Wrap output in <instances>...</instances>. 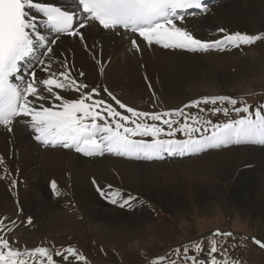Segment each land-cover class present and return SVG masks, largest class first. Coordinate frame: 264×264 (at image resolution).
<instances>
[{
  "label": "snow or ice",
  "instance_id": "snow-or-ice-1",
  "mask_svg": "<svg viewBox=\"0 0 264 264\" xmlns=\"http://www.w3.org/2000/svg\"><path fill=\"white\" fill-rule=\"evenodd\" d=\"M70 9L40 3L36 0H0V127L14 130V124L24 122L31 129L34 139L42 145L53 148L74 149L87 157L112 154L143 160H163L165 156L195 155L211 149L226 148L232 145H264V105L250 112L246 103L237 107V99L230 96H204L192 100L183 108L156 111H139L122 103L106 87V93L119 109L105 99L97 98L98 88L88 90V85L78 77L85 73L74 71L67 59H58L56 47L62 37L78 39L88 49V39L84 29L96 27L99 33H112L130 42L135 52L146 47L160 46L163 49L182 50L191 53H208L237 49L264 42V33L249 34L241 31H228L219 28V39H201L187 27V20L210 11L205 0H70ZM35 9L43 17L46 34L37 29L35 17L29 15ZM196 9L197 12H189ZM96 41L93 42V47ZM66 53H59L64 57ZM28 67L22 71V65ZM100 61L97 60V64ZM59 64V67H55ZM39 71L45 78L37 75ZM102 71V69H101ZM79 98L69 99L62 93L73 92ZM217 102L229 107H216ZM211 104L212 115L223 113L228 118L221 122L192 116L185 112L189 107ZM243 113V114H242ZM106 114V115H105ZM130 114V115H128ZM254 117V118H253ZM178 136L182 138H177ZM0 157V165H3ZM5 177H11L4 169ZM18 181L11 179V186ZM97 192L109 203L120 208L132 209L144 203L138 196L123 195L119 189L107 190L95 179ZM50 190L56 196L62 193L55 181L50 182ZM32 218H27L31 224ZM12 227L16 221H11ZM11 234L12 228L0 217V232ZM231 231L215 230L214 237L230 238ZM264 249V241L252 238ZM196 253H202L200 243L192 242ZM175 259L160 256L151 264H203L199 255H189V247L172 250ZM219 254L217 241L209 245L207 264H239L228 259L225 250L223 258ZM87 264L86 257L76 248L67 246L53 252L49 247L18 248L15 241L0 235V264Z\"/></svg>",
  "mask_w": 264,
  "mask_h": 264
},
{
  "label": "bare ground",
  "instance_id": "bare-ground-1",
  "mask_svg": "<svg viewBox=\"0 0 264 264\" xmlns=\"http://www.w3.org/2000/svg\"><path fill=\"white\" fill-rule=\"evenodd\" d=\"M245 1L249 7L254 3L263 4V12L255 9L256 13L250 14L239 0L220 1L209 6L210 11L203 18L201 14L190 17L187 27L205 40L219 39L222 35L217 31L219 28L264 33V0ZM84 32L88 39L87 50L78 39L62 37L56 47L57 58L67 59L77 74L83 71L85 75L77 78L88 85V90L98 88L97 98L112 103L123 114H127L125 110L119 109L103 92L105 87L128 106H150L156 100L176 109L201 96L227 94L233 81L264 66V42L261 41L245 46L243 51L191 53L142 45V51L135 52L130 50L129 41L112 33L97 34L96 27L86 28ZM215 32L218 35L211 38L209 35ZM94 41L97 43L93 47ZM61 52L66 53L62 58L59 57ZM37 75L45 78L39 68ZM62 94L69 99L79 98L75 91ZM184 156L189 155L177 154L164 161L107 153L87 157L74 149L42 145L24 122L15 123L12 132L0 127V157L4 161L0 165V217L8 227L20 228L13 236L16 241L24 232L22 220L34 216L43 217L46 228L57 229L73 225L77 217H82L99 243L137 233L138 224L128 217L127 209L108 206L109 202L97 192L93 179L106 190L111 185L112 190L119 189L125 196H138L142 201L157 200L168 207L174 206L178 192L200 203L205 196V186L217 188L220 181L228 179L234 183L231 188L235 192L234 200L248 205L252 213L264 216V145H232L207 150L191 160L175 161ZM5 168L11 173L10 179L4 178ZM169 176H172V184ZM11 179L18 181L15 188L11 186ZM51 181L57 183L64 195L52 193ZM12 220L16 221L15 227L11 225Z\"/></svg>",
  "mask_w": 264,
  "mask_h": 264
},
{
  "label": "rangeland",
  "instance_id": "rangeland-1",
  "mask_svg": "<svg viewBox=\"0 0 264 264\" xmlns=\"http://www.w3.org/2000/svg\"><path fill=\"white\" fill-rule=\"evenodd\" d=\"M220 1L228 0H218L214 4L217 5ZM239 1L243 7L246 6V9H243L250 14L251 12L255 14V9L263 12L261 11L263 4L254 3L253 6L249 7L245 0ZM249 8L250 11H248ZM206 14H201L202 18ZM246 17L248 19L247 15ZM262 19L264 22V18ZM203 24L207 26V22L204 21ZM217 35L218 33L215 32L209 36L214 38ZM219 64L216 65L218 70L221 69ZM226 93L222 96L237 99V107L241 106L242 102L246 103L250 112L254 113L256 108L264 105V66H259L252 74L233 81ZM202 97L204 96L192 100H198ZM190 101L177 108H183ZM129 106L139 111L149 112L175 109L170 108L163 101L156 100L150 106L148 104L147 106H140L141 108L132 104ZM211 107V104H201L199 108L189 107L185 109V112L192 116L210 119L213 122L236 118V114L231 111L230 116L225 117L223 113L212 115L207 110L204 112L199 110L200 108L209 109ZM216 107H229L231 109L230 105L220 102H217ZM177 138L182 137L178 136ZM194 156L196 157L197 154L184 156L175 161L191 160ZM168 180L169 183H173L172 176H169ZM233 185V181L227 179L220 181L217 188L205 186L203 191L205 196L201 198L200 203L194 199L188 200L179 192L176 194L178 197H174L176 202H174L173 207H168V205L157 200L138 203L136 208L127 209L128 217L138 224V232L129 237L114 239L109 243L97 242L89 230V225L82 217H77L76 222L72 223L73 225L62 229L46 228L45 219L40 216L31 217V224L27 223L28 217H25L21 224L24 227V232L20 230L23 235L19 241H16L13 236L20 228H12L10 235L8 233L0 235H5L10 241H15V246L18 248L31 249L36 246H44L49 247L53 254L57 250L72 246L86 257L87 264H151L153 259L160 256L175 259L176 254L172 250L176 248L181 249L180 255L182 256L185 245L190 249L189 255H199L200 261L207 264L205 257L208 256L210 242L215 239L219 251L217 259H222L226 250L227 258L237 260L239 264H264V249L252 240L255 237L264 241V228H262L264 216L254 214L248 205L236 202L234 200L235 192L231 191ZM225 192L228 194L225 195ZM108 206L115 205L109 203ZM172 208L174 211L171 210ZM217 229L222 232L231 231L234 235L230 238L214 237L213 233ZM192 242L201 244V254L196 253L195 249L192 248ZM56 259L57 264H62L60 258ZM167 259L164 264H167ZM73 264H75L74 261ZM180 264H184V262L181 260Z\"/></svg>",
  "mask_w": 264,
  "mask_h": 264
}]
</instances>
